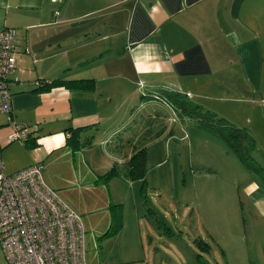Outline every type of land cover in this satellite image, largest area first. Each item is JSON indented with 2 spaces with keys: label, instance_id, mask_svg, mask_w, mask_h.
<instances>
[{
  "label": "crops",
  "instance_id": "obj_1",
  "mask_svg": "<svg viewBox=\"0 0 264 264\" xmlns=\"http://www.w3.org/2000/svg\"><path fill=\"white\" fill-rule=\"evenodd\" d=\"M4 28L17 30L20 78L10 114H0L5 173L39 165L45 185L67 198L66 190L94 181L90 166L72 161L83 138L115 161L119 137L128 147L147 132L146 118H160L150 95L172 91L245 130L264 165V0H0ZM44 79L93 87L35 91ZM11 123L27 127L37 146L9 142ZM122 155L125 163L130 153ZM242 184L257 212L245 231L249 264H264V187L253 175Z\"/></svg>",
  "mask_w": 264,
  "mask_h": 264
},
{
  "label": "rangeland",
  "instance_id": "obj_2",
  "mask_svg": "<svg viewBox=\"0 0 264 264\" xmlns=\"http://www.w3.org/2000/svg\"><path fill=\"white\" fill-rule=\"evenodd\" d=\"M160 105V118H146L147 132L141 139L127 147L118 138L115 161L83 138L72 161L77 167H91L93 183L66 190L67 198L55 191L81 221L86 264L253 262L254 249L245 231L257 212L242 183L253 175L264 187V180L251 173L224 140H213L195 118L179 117ZM148 109L137 110L138 116H146ZM141 148L147 156L144 183L127 178V166L120 163L121 154L129 152L131 157ZM115 165L118 174L107 177ZM116 215L120 229L105 236ZM0 264H7L1 246Z\"/></svg>",
  "mask_w": 264,
  "mask_h": 264
},
{
  "label": "built area",
  "instance_id": "obj_3",
  "mask_svg": "<svg viewBox=\"0 0 264 264\" xmlns=\"http://www.w3.org/2000/svg\"><path fill=\"white\" fill-rule=\"evenodd\" d=\"M16 43V29L0 31V114L7 116L10 87L20 82ZM47 83L36 81L34 85ZM28 137L27 127L11 123L9 142H23ZM41 169L33 165L5 173L0 145V246L5 260L7 264H86L81 221L45 185Z\"/></svg>",
  "mask_w": 264,
  "mask_h": 264
},
{
  "label": "trees",
  "instance_id": "obj_4",
  "mask_svg": "<svg viewBox=\"0 0 264 264\" xmlns=\"http://www.w3.org/2000/svg\"><path fill=\"white\" fill-rule=\"evenodd\" d=\"M37 81H48V80H37ZM92 80H72V81H64V80H54L48 81V83L44 86L38 87L35 85L37 90H45L50 87L56 86H65L68 88H74L79 90H91L92 89ZM145 95L142 96V98ZM153 97V98H152ZM187 95H182L177 92H165V95H157L154 94L148 100H156L162 102L168 106H171L176 115L179 117L188 116L196 119L198 126L202 129L209 131L210 133L220 137L224 140L230 150L237 156V158L242 162L245 167L253 174L260 176L262 180H264V165L256 162L252 153L256 148V144L254 139L249 136V134L229 121L218 117L214 113L203 111L197 105L191 106V102L187 99ZM189 107V108H188ZM74 132L72 133V135ZM30 135V133H29ZM72 135L70 137H72ZM28 139V138H27ZM24 141L27 143L26 145L33 148L37 146L35 140H27ZM88 140V139H87ZM23 141V142H24ZM146 149L141 148L133 152L132 156L124 163L127 166L126 176L130 180H138L145 182L146 175ZM118 174V169L116 165L111 169L110 172L106 174V176L111 177ZM106 177V178H107ZM120 220L119 216H113L110 222V225L105 233L107 235L115 234L118 229H120ZM252 264V263H251Z\"/></svg>",
  "mask_w": 264,
  "mask_h": 264
}]
</instances>
